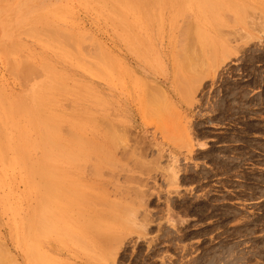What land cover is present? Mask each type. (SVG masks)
<instances>
[{"label": "rangeland", "instance_id": "rangeland-1", "mask_svg": "<svg viewBox=\"0 0 264 264\" xmlns=\"http://www.w3.org/2000/svg\"><path fill=\"white\" fill-rule=\"evenodd\" d=\"M181 1L60 0L0 40V120L65 145L38 187L0 163L13 264H264V0Z\"/></svg>", "mask_w": 264, "mask_h": 264}, {"label": "bare ground", "instance_id": "bare-ground-1", "mask_svg": "<svg viewBox=\"0 0 264 264\" xmlns=\"http://www.w3.org/2000/svg\"><path fill=\"white\" fill-rule=\"evenodd\" d=\"M107 5V4H106ZM113 7V6H112ZM43 23V22H42ZM36 28V27H35ZM38 28V27H37ZM47 28H48V26H47ZM39 29V28H38ZM46 29V28H45ZM50 29V28H49ZM48 29V30H49ZM52 29V28H51ZM56 29V28H55ZM34 30V29H33ZM48 30H46V31H48ZM31 32V31H30ZM30 32H28V33H30ZM36 32V31H35ZM67 33V32H66ZM70 33V32H69ZM36 34V33H35ZM35 34H31V35H35ZM44 35V34H43ZM42 35V36H43ZM46 35V34H45ZM52 35V34H51ZM64 35H65V33H64ZM63 35V36H64ZM71 36H73V34L71 33L70 34ZM75 35V34H74ZM47 36V35H46ZM56 36V35H55ZM70 36V37H71ZM35 38H39V37H36V36H34ZM44 37V36H43ZM47 37H51V36H47ZM54 37V36H53ZM64 37H67V39H69V37L68 36H64ZM73 38V37H72ZM71 38V39H72ZM55 39V38H54ZM54 39H53V41H54ZM64 39V38H63ZM41 40V39H40ZM73 41H74V39H72ZM76 40V39H75ZM43 41V40H42ZM69 41V40H68ZM73 41L72 42H70V43H73ZM77 42H78V40H76ZM75 41V42H76ZM51 44V43H50ZM74 44V43H73ZM54 45V44H53ZM72 45V44H71ZM77 45V44H76ZM76 45L74 46V47H76ZM57 46V45H56ZM60 46H61V44H60ZM73 46H71V47H73ZM51 47H53V46H51ZM59 47V46H58ZM15 48V47H14ZM18 49V48H17ZM74 49V48H73ZM62 50H63V48H62ZM65 50V49H64ZM63 50V51H64ZM16 51H18V50H16ZM66 51V50H65ZM75 51V50H74ZM67 52V51H66ZM56 53V52H55ZM76 60V59H75ZM74 60V61H75ZM82 60V59H81ZM103 60H105V59H103ZM108 60V59H107ZM79 61V60H78ZM22 62V61H21ZM24 64L23 65H25V66H23V68H25L26 67V63L25 62H23ZM30 63V62H29ZM29 63H27V66L28 67H30V65H28ZM81 64L83 63V62H80ZM105 63V62H104ZM107 63V62H106ZM34 65V64H33ZM85 65H87L86 63H85ZM107 65V64H106ZM112 65V64H111ZM32 66V65H31ZM45 66V65H44ZM47 66V65H46ZM109 66V65H108ZM50 67V66H49ZM91 66H89V68H90ZM110 67V66H109ZM15 68V67H14ZM16 68H17V65H16ZM32 68V67H31ZM38 68V67H37ZM21 69V68H20ZM26 69V68H25ZM87 69V68H86ZM91 69H93L92 67H91ZM109 69V68H108ZM15 71H16V69H15ZM17 71H19L20 72V70H17ZM16 71V72H17ZM22 71H24V70H22ZM27 71V70H26ZM32 71V70H31ZM41 71V70H40ZM37 72V71H36ZM42 72V71H41ZM48 72V71H47ZM100 72H101V70H100ZM52 73V72H51ZM24 74H25V72H24ZM33 74V73H32ZM42 74V73H41ZM48 73H46V77H47V79H45L46 81H48L49 79H51L50 77L51 76H49V75H47ZM50 74V73H49ZM21 75H23V73L21 74ZM21 75H20V77H21ZM29 75V74H28ZM44 75V74H43ZM27 76V75H26ZM23 77V76H22ZM38 77V76H37ZM42 77V76H41ZM44 77V76H43ZM43 79V80H44ZM44 80V81H45ZM53 80H54V78H53ZM52 80V81H53ZM45 81V82H46ZM50 81V80H49ZM48 81V82H49ZM52 81H50L51 83H52ZM41 82V81H40ZM47 82V83H48ZM49 82V83H50ZM53 82H55V81H53ZM43 83V82H42ZM56 83H57V81H56ZM53 84V83H52ZM28 97V96H27ZM39 99V98H38ZM30 100V99H29ZM36 103H38V102H36ZM35 103V104H36ZM19 105H21V104H19ZM25 105V104H24ZM33 105H34V103H33ZM26 107V106H25ZM36 107H39L40 108V106H36ZM21 108V107H20ZM35 108V107H34ZM37 110V109H36ZM40 110V109H39ZM47 110V109H46ZM48 111V110H47ZM37 112V111H36ZM49 112V111H48ZM15 113V112H14ZM38 114H39V112H37ZM20 114V113H19ZM18 114V115H19ZM26 114H28V113H26ZM25 114V115H26ZM50 114V113H49ZM10 115H15V114H10ZM16 115H17V113H16ZM21 115V114H20ZM24 115V114H23ZM33 115H34V113H33ZM32 114L30 115V114H28L27 116H26V118L27 117H29V116H33ZM5 116V115H4ZM35 116V115H34ZM37 116V115H36ZM49 116H51L52 117V115H49ZM1 117V116H0ZM14 117V116H13ZM23 117V116H22ZM42 118H43V116H41ZM45 117V116H44ZM55 116H53V118H54ZM4 118V117H3ZM2 118V119H3ZM6 118H10V116L8 117V112H7V116H6ZM24 118H25V116H24ZM34 118V117H33ZM46 118V117H45ZM28 119V118H27ZM26 119V120H27ZM29 119L32 121H30V120H28L29 122H31V124L27 121V123L29 124V125H32V128H28V129H26V128H20V126H17L16 124V128L14 127H12L11 125H10V119L9 120H5V121H2V120H0V163H2L3 165H4V167L6 168V172L7 171H9L8 169L9 168H14L15 166H18V167H20L21 169H24L23 171H26L25 173H27V174H25V176H27L26 177V179H28V181H29V183H31V187H34V186H37L38 187V183H37V179H38V177H39V175H43V173L44 172H46V168H42L41 166H40V164H41V162L42 161H46L47 159H54V157L55 156H57V157H55V160L56 159H59L60 157H63V156H61V154H57L58 152H60V151H58V146H60L59 144L60 143H57V141H56V139H53L52 140V137L50 138V134L52 133V131H53V133H52V136H53V134H54V132L56 133L57 132V128H59L57 125V123H56V125L55 126H57V127H55L54 126V124L55 123H51L50 121V123H49V125L51 124V125H53L54 127H55V129H53L54 127H48V126H46V125H44L45 123L46 124H48V121L47 122H45L44 124H39V126H41V125H43V126H41V127H38L37 125L38 124H36L37 122H36V119H33L32 120V118H30L29 117ZM47 119V118H46ZM49 119V118H48ZM47 119V120H48ZM56 119H58V118H56ZM22 120V119H21ZM39 120H41V119H39ZM39 120H38V123H43V122H39ZM24 120H22V122H23ZM42 121H43V119H42ZM36 122V123H35ZM52 122H53V119H52ZM48 127L49 129H46V128ZM43 128H45V129H43ZM58 133H56L55 135L56 136H58L57 135ZM61 134V133H60ZM55 136V137H56ZM59 137V136H58ZM59 140V139H58ZM53 141V142H52ZM54 141H56V143H54ZM63 141V140H62ZM52 142V144H50ZM58 142H61L60 140L58 141ZM64 142V141H63ZM53 143L55 144L54 146L55 147H57V151L58 152H56V150H53V149H50V150H52L51 152H53V154L55 153L56 155L55 156H52V154L51 155H49L48 154V152L47 151H44L45 150V148H46V146L48 145V147L47 148H52L53 146ZM51 145V146H50ZM61 146H65L64 144H62ZM60 146V147H61ZM56 149V148H55ZM39 150H41L42 151V154L41 155H39L40 154V152H39ZM49 150V149H48ZM69 152L70 151H68V154H69ZM73 154V153H72ZM59 156V157H58ZM65 156V155H64ZM68 156H70V154L68 155ZM67 156V157H68ZM51 157V158H50ZM66 157V158H67ZM70 157H72V156H70ZM76 159V158H75ZM2 164H1V169H2ZM48 168V167H47ZM49 170H50V168H48ZM4 170V169H3ZM22 171V170H21ZM10 172V171H9ZM42 173V174H41ZM5 174V173H4ZM51 175V174H50ZM44 176V175H43ZM42 176V177H43ZM39 178H41V177H39ZM45 178V177H44ZM49 179V178H48ZM41 180V179H40ZM43 181H44V179H43ZM45 182H48V181H46L45 180ZM51 182V181H50ZM52 183V182H51ZM47 185V184H46ZM46 185H44V186H46ZM54 185V184H53ZM43 186V185H42ZM41 186V187H42ZM47 187H48V185L45 187V189H47ZM49 188H50V186H49ZM35 189H37V188H35ZM37 192V191H36ZM50 193V192H49ZM51 194V193H50ZM37 195V194H36ZM46 195V194H45ZM8 200V199H7ZM5 201V200H4ZM6 202V201H5ZM6 204H7V202H6ZM44 205V204H43ZM9 206H7V208H8ZM45 207V206H44ZM36 218V217H35ZM29 220H32L31 218L29 219ZM29 223H31V222H29ZM34 223H35V219H34ZM33 223V224H34ZM39 223V222H38ZM36 226V225H35ZM33 241V240H32ZM4 252L5 253H0V264H5L6 263V261L5 260H9L10 262H11V264H13V263H15L16 261L12 258V256L8 253V252H6V250H4ZM5 256V257H4ZM14 261V262H13ZM13 262V263H12Z\"/></svg>", "mask_w": 264, "mask_h": 264}, {"label": "crops", "instance_id": "crops-1", "mask_svg": "<svg viewBox=\"0 0 264 264\" xmlns=\"http://www.w3.org/2000/svg\"><path fill=\"white\" fill-rule=\"evenodd\" d=\"M162 0H152L153 4H159ZM176 0H163L164 3L171 5ZM185 1V0H182ZM181 1V2H182ZM250 3V0H244ZM60 0H0V40L14 35L17 25L30 20L32 16L42 12L45 8L58 5ZM70 5V0H68ZM263 3L264 2H260ZM172 11L169 7L166 20L172 19ZM174 67V66H170Z\"/></svg>", "mask_w": 264, "mask_h": 264}]
</instances>
